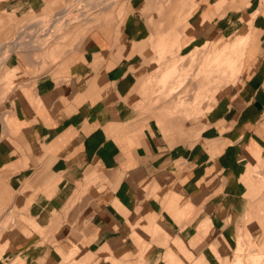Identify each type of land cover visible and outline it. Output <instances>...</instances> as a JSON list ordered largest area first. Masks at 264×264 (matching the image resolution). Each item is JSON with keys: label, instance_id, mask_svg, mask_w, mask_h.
I'll return each instance as SVG.
<instances>
[{"label": "crops", "instance_id": "crops-1", "mask_svg": "<svg viewBox=\"0 0 264 264\" xmlns=\"http://www.w3.org/2000/svg\"><path fill=\"white\" fill-rule=\"evenodd\" d=\"M175 1L159 9L133 0L118 24L87 31L44 72L29 51L7 59L24 82L0 104V187L27 221L0 237L12 249L7 264H219L221 253L231 260L240 230L262 246L264 5L196 0L177 24L185 8ZM29 3L0 6L44 7ZM225 7L230 17H218ZM173 28L182 57L249 39L235 72H219L240 74L236 94L216 98L234 85L220 86L204 117L143 115L152 103L135 98L151 74L149 42ZM168 43L162 37L165 53ZM165 69L154 93L178 95L183 73L175 62Z\"/></svg>", "mask_w": 264, "mask_h": 264}, {"label": "rangeland", "instance_id": "rangeland-1", "mask_svg": "<svg viewBox=\"0 0 264 264\" xmlns=\"http://www.w3.org/2000/svg\"><path fill=\"white\" fill-rule=\"evenodd\" d=\"M1 1L3 0H0V2ZM23 1L26 2L28 0ZM132 1L133 0H35L36 3H29L25 6L44 7L35 12H24V14H22V12L16 13L15 11L7 12L0 6V104H2L7 98L11 97L12 94L16 93L17 90L21 89V85L24 82L22 81V78L18 77L17 68H7L6 61L10 55L18 54L21 56L23 55L22 52L29 51L28 53L32 55L34 61L31 65L38 70L37 72H44L55 66L65 53L73 50L87 31L101 27L102 25L118 24L123 19L127 8ZM136 1L141 3L145 1H154L159 6V9L165 5L174 6L176 3L175 0ZM179 1L180 6H184L185 9L179 17L181 19L177 24L186 22L187 18L191 15L192 9L196 6V0ZM253 1L258 7L263 8L262 5H264V0ZM227 8L228 7H225L224 9L220 8V11L218 10V12H220L221 15L218 17L225 19L230 17V14H225ZM257 13L259 14L260 11L258 10ZM22 30L23 33L25 32L23 35H21ZM173 31L177 32L176 38L170 37ZM162 37L163 41H165V39L168 40L169 46L174 44L168 53H165L167 50L166 45L161 44ZM162 37L158 36L155 41L151 40L149 42L150 52L152 55H155L154 58H150L147 61L148 64H151V74L149 73L148 75L149 79L146 81V89L144 91L138 90L135 95V98L137 99L141 96L145 103H152L148 106V111L140 109L143 115L156 114L157 117H163L165 119L176 116H183L185 118H190L192 116L204 117V115L210 110V108H208L209 99L212 98L213 94L217 92V89L220 86L224 84L234 85L231 91H222L220 95L216 96V98L222 97L224 94H228L229 96H234L236 94V89L238 88L237 81L240 74L227 79V77L225 78L222 76V73H219L221 72L219 71L220 68L210 66L211 58L224 45L226 40L227 43L230 41L229 37L228 39L222 40L220 44L207 43L210 44L207 49H204L206 44L201 49H195L192 52L194 54L193 57L189 56L192 53L184 57L178 55L181 45L180 33L177 31V28L171 29ZM253 43L254 37L252 38L249 47H251ZM15 44H17V48ZM20 46L21 50L19 51ZM8 49L11 50L9 51ZM14 50L16 51L14 52ZM208 55L210 58L209 62H207L208 60L206 61ZM161 56H164V58L160 59ZM172 62L176 63L180 74L183 73V78H181V80H183V83L181 82V91L178 92V95L169 98L163 95V97L160 98H166V100L162 99V101L159 97H155V95H159V92L154 93L159 87L156 77L162 73L161 71L166 70V64ZM204 63L206 64L204 65ZM240 67L242 68V62ZM173 82L176 83L175 80ZM171 83L172 81L170 84ZM170 84H168V86H170ZM178 96L179 100L181 98V108L178 112L168 116L169 108L171 111L177 102L176 98ZM214 100L215 99L210 102V105ZM259 178L264 181V177ZM7 196L8 194H6L4 189L0 187V237L4 233L5 237H7L10 230L19 226L21 223H27V221L21 217V211H18L14 206L5 202ZM239 233V235H241L242 231ZM243 238L247 245L244 242H241L242 246H248L245 248L244 255H246L248 251L250 252L253 250H256L258 253H264V228L263 243L261 247H255L244 232ZM238 245L239 238L237 247ZM252 248L254 249L252 250ZM11 251L12 249L9 245L3 243L0 248V264L9 263L8 260L13 257ZM235 251L232 252L230 261L222 260L223 253H221L219 257H216L219 264H231L234 259L233 255Z\"/></svg>", "mask_w": 264, "mask_h": 264}, {"label": "bare ground", "instance_id": "bare-ground-1", "mask_svg": "<svg viewBox=\"0 0 264 264\" xmlns=\"http://www.w3.org/2000/svg\"><path fill=\"white\" fill-rule=\"evenodd\" d=\"M104 1V0H103ZM106 3V2H105ZM79 10V9H78ZM85 14V13H84ZM83 15V14H82ZM81 15V16H82ZM80 17V16H79ZM78 17V18H79ZM24 29V28H23ZM25 34V32L23 33V30H22V33L21 35ZM175 34V33H174ZM18 36V35H16ZM23 37V36H21ZM22 39V38H21ZM228 39V38H227ZM248 42H249V39L248 38H245V39H240L238 42L236 43H233V44H230V43H227V40L226 42L224 43V45L214 54V56L211 58V62H210V66L211 67H216V68H220L219 71L221 72H230L231 74H233L235 72V68H236V63L237 61H239L242 53H243V50L245 49V47L248 45ZM16 48H17V44H15ZM3 47V46H2ZM1 48V47H0ZM7 48V47H6ZM9 51L11 49H8ZM19 50H21V46L19 47ZM8 51V52H9ZM13 51V50H12ZM15 51V50H14ZM213 54V53H212ZM208 60V61H207ZM210 58H209V55L206 59L207 62H209ZM206 64V63H205ZM204 64V65H205ZM209 66V67H210ZM218 71V69H217ZM205 76H208V75H205ZM208 78V77H207ZM169 79V78H168ZM160 92V91H159ZM176 93V90L173 89L171 91H169L167 94H165V96H167L168 98L169 97H172L174 94ZM164 95V94H163ZM163 95H161V93L159 94V98L160 97H163ZM158 98V99H159ZM161 99V98H160ZM159 99V100H160ZM162 99H165L166 98H162ZM161 99V100H162ZM160 100V101H161ZM163 101V100H162ZM161 101V102H162ZM169 112L171 113L170 111V108H169ZM263 185H264V182H263ZM264 187V186H263ZM262 189V188H261ZM241 232V231H239ZM240 234V233H239ZM238 234V235H239ZM239 245L233 255L234 259L232 261L231 264H264V253H258L256 252V250H253L254 248H252L253 251H248L246 253V255H244V251H245V248L247 247H244L242 246L241 242H244L245 241L243 240V231L241 233V235H239ZM243 243V245H244ZM246 244V243H245ZM247 245V244H246ZM248 250V249H247ZM246 250V251H247ZM261 250V249H260ZM263 251V250H262Z\"/></svg>", "mask_w": 264, "mask_h": 264}]
</instances>
